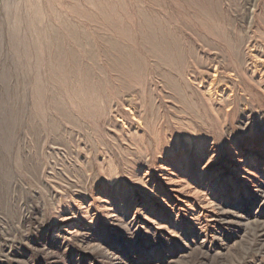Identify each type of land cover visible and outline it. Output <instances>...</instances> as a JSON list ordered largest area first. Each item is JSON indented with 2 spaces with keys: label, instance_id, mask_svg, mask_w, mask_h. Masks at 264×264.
<instances>
[{
  "label": "rangeland",
  "instance_id": "374dc122",
  "mask_svg": "<svg viewBox=\"0 0 264 264\" xmlns=\"http://www.w3.org/2000/svg\"><path fill=\"white\" fill-rule=\"evenodd\" d=\"M0 264H264V0H0Z\"/></svg>",
  "mask_w": 264,
  "mask_h": 264
}]
</instances>
